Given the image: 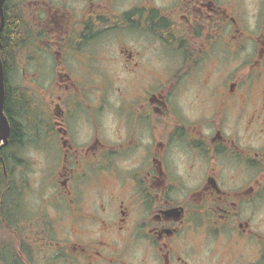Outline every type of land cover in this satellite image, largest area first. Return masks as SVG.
Instances as JSON below:
<instances>
[{
  "label": "flooded vegetation",
  "instance_id": "1",
  "mask_svg": "<svg viewBox=\"0 0 264 264\" xmlns=\"http://www.w3.org/2000/svg\"><path fill=\"white\" fill-rule=\"evenodd\" d=\"M0 62V264H264V0H0Z\"/></svg>",
  "mask_w": 264,
  "mask_h": 264
},
{
  "label": "water",
  "instance_id": "2",
  "mask_svg": "<svg viewBox=\"0 0 264 264\" xmlns=\"http://www.w3.org/2000/svg\"><path fill=\"white\" fill-rule=\"evenodd\" d=\"M4 103H5V83L3 79L2 64L0 62V139L2 134H4L6 137L10 132L9 121L4 112Z\"/></svg>",
  "mask_w": 264,
  "mask_h": 264
},
{
  "label": "trees",
  "instance_id": "3",
  "mask_svg": "<svg viewBox=\"0 0 264 264\" xmlns=\"http://www.w3.org/2000/svg\"><path fill=\"white\" fill-rule=\"evenodd\" d=\"M11 36H12V38L15 37L13 33L11 34ZM14 92H15V91H14ZM16 100H17V98H13V99L11 100V103H13V104L11 105V109L14 108V105H15V103H16ZM17 138H18V132H17V131H14V139H13V141H16ZM8 173H10L9 165H8ZM9 175H10V174H9ZM6 186H7V185H6V179H5L4 176H3V173H2V167H1V165H0V194H1V192H2L4 189L7 188Z\"/></svg>",
  "mask_w": 264,
  "mask_h": 264
},
{
  "label": "rangeland",
  "instance_id": "4",
  "mask_svg": "<svg viewBox=\"0 0 264 264\" xmlns=\"http://www.w3.org/2000/svg\"><path fill=\"white\" fill-rule=\"evenodd\" d=\"M11 86H16L15 84H11ZM50 149H52V148H50ZM53 150V149H52ZM37 155H39V154H35V156H37ZM37 172V171H36Z\"/></svg>",
  "mask_w": 264,
  "mask_h": 264
}]
</instances>
